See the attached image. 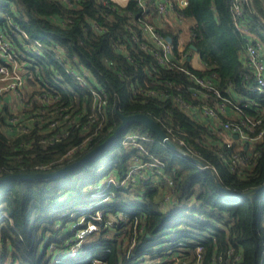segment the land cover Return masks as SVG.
Instances as JSON below:
<instances>
[{
    "label": "trees",
    "instance_id": "1",
    "mask_svg": "<svg viewBox=\"0 0 264 264\" xmlns=\"http://www.w3.org/2000/svg\"><path fill=\"white\" fill-rule=\"evenodd\" d=\"M232 1L187 0L180 7L172 0L174 10L187 22L189 40L183 50L189 55L197 52L204 64L197 69L187 59L169 67L157 61L144 27L151 24L169 37L176 58L183 27L182 22L160 20L153 4L142 8L136 0L124 4L113 0H0V33L30 75L24 88L28 108L14 113L5 103L0 110V177L54 171L76 161L116 129L121 122L119 112H143L164 131L169 127L183 141L181 148L217 175L200 170L142 123L132 122L105 149L67 174L0 182V264H135L144 245L166 240L181 224L176 237L201 244L205 264L213 258L216 264H264V190L254 191L264 183V137L252 151L233 145L236 157L249 158L230 162L232 148L220 144L216 125L188 114L172 99L180 96L199 108L214 105L210 98L191 93V89L204 92V88L179 67L212 79L222 94L232 85L235 96H248L247 86L254 78L242 58L244 40L233 23ZM242 13L254 35L264 32V0L244 2ZM251 98L257 106L242 111L259 119L258 128L263 127L264 95L254 93ZM13 116H17L15 124ZM130 132L145 135L141 140L145 149L163 160L164 170L174 181L175 199L163 210L158 201L167 188L141 192L111 184L119 200L108 206L114 213L125 211L126 222L87 234L85 238L97 232L98 237L80 244V250L70 255L76 228H70L73 218L65 217L84 212L91 201L84 192L86 185L97 183L100 175H119L128 169L137 149L121 145L120 139ZM218 181L227 191L248 193L231 195ZM135 219L144 224V232L137 234L140 238L130 255L128 238L134 234ZM58 223L62 224L57 227ZM166 229H170L167 237L154 242V236Z\"/></svg>",
    "mask_w": 264,
    "mask_h": 264
},
{
    "label": "built area",
    "instance_id": "2",
    "mask_svg": "<svg viewBox=\"0 0 264 264\" xmlns=\"http://www.w3.org/2000/svg\"><path fill=\"white\" fill-rule=\"evenodd\" d=\"M136 1L138 6L142 8L147 7V3L153 4L160 18L172 17L173 20H177V22L185 23V21L181 19L180 13L174 10L172 0ZM175 1L180 7L184 6L187 2V0ZM247 1L250 0H233L230 11L234 26L242 34L244 40L243 51L241 52L244 64L254 78L253 84L247 86L249 92L247 93L248 96H235L233 93L234 87L232 85L226 86L222 94L214 85L212 79L195 76L192 71L179 67L182 70L184 69L197 84L204 88V92L199 89H191V93L196 95L197 98H210L214 105L206 104L199 108L185 101L180 96H174L172 98L173 102L180 108L186 110L188 114H191L199 120H211L216 125L215 129L220 137V144L226 148H232L230 151L232 152L233 158L230 159V162H244L245 159L249 158V155H245L242 158L236 157V153L233 151V145L238 147L244 146L249 151H252L255 143L261 141L264 137V126L258 128L260 120L244 115L242 111V108L250 107L251 105L257 106L258 102L255 98H251V94L256 93L264 95V32L260 35H254L244 22L242 4ZM0 16H3V14L0 13ZM261 20L264 23V19ZM144 29L147 38L153 42V47L155 48L153 53L160 64L169 67L174 65L177 62L176 60L181 62L187 59L190 65L196 68L191 62V55L188 54L186 49L183 50L184 47L177 46V51L180 53V56L176 58L174 46L171 41L167 40V37L159 34L151 24H147ZM10 49L11 45L8 39L3 38L2 33H0V58L2 59V62H0V110L6 103L11 111L17 113L28 108L27 106L30 103L27 101V94H25L26 90H24L26 87V80L30 75L11 53ZM32 49L38 51L36 46H33ZM203 67L204 64L202 62V67L197 69H202ZM212 76L214 78L216 77L215 74ZM244 77L248 78L249 74L244 73ZM151 94L162 96V94L156 91H152ZM214 97L219 98V100L215 101ZM12 105H15L17 110H13ZM219 114L223 115L226 119L222 120ZM16 120L17 116L11 118L13 124H15ZM19 128L22 127L18 126L17 129L19 130ZM165 132L168 137L181 148L180 144L183 143V141L176 139L172 135V130L169 127H167ZM144 139H146L145 135L135 132L126 133L120 139L121 145L134 146L137 149V154L131 156L127 170L119 175L110 173L109 177L103 183L99 184L97 182L95 183L97 186L91 189L89 193L91 205L88 206L90 204L88 203L86 208L82 210L84 212L81 214L84 215L81 216L84 217L80 220L78 217L74 222L72 220L70 224V228H76L74 237L71 238L70 241H76L74 244L79 245L78 250L81 248L80 244L85 242L83 239L87 234L98 230V228L102 226L106 228L119 222H126V215L128 214L125 211L119 210L114 213L112 208L108 206L111 202L119 200L118 197H115V193L109 188L111 184L123 189L133 190L138 188L141 192L149 188H157L159 190L167 188L165 191L166 193L163 194L158 201V206L160 209L164 210L173 203L175 199L172 195V185L174 181L164 170L163 160L152 155L145 149L144 144L141 142V140ZM183 150L191 153L188 150ZM71 152L72 150L69 153ZM176 154L184 157L180 153L176 152ZM194 164L200 170L204 169L203 166L197 163ZM206 166L209 165L206 164ZM107 188L110 190L105 191ZM104 204L105 206L101 207ZM104 212L105 216L103 215ZM103 216L105 218H103ZM87 217L90 218L87 219ZM133 217L135 218V216ZM177 228L181 227L172 229L170 231L171 234L166 240L157 244L150 243L148 246L144 245L140 250L142 254L135 259V264H205L204 247L201 244H195L183 241L182 238H177ZM133 229L134 234L128 238V243L130 244V252H128V254L130 255H132V246H134L138 238H140L137 234H143L144 232V224L135 219L133 221ZM77 251L72 253L70 250L69 254L74 255ZM228 253L230 254V250H228ZM208 264H216L215 259L213 258L211 263Z\"/></svg>",
    "mask_w": 264,
    "mask_h": 264
},
{
    "label": "water",
    "instance_id": "3",
    "mask_svg": "<svg viewBox=\"0 0 264 264\" xmlns=\"http://www.w3.org/2000/svg\"><path fill=\"white\" fill-rule=\"evenodd\" d=\"M167 40H171L169 37H167ZM191 48L195 49L194 45H190ZM7 99V98H6ZM121 122L120 124L116 127V129L106 138L104 139L101 143L96 145L93 149H91L89 152L84 154L81 158L77 159L76 161L69 163L57 170L54 171H48V172H35V173H12V174H7L3 175L0 177V182L3 181H8L12 179L16 180H22V179H42V178H50V177H56L60 175L67 174L68 172L74 170L78 166L84 164L86 161H88L90 158L94 157L97 155L99 152H101L103 149H105L113 140H115L119 134L124 130L126 126L131 124L132 122H140L142 123L145 127H147L150 131L155 133L157 137L164 143L166 144L171 150L182 154L186 159L190 160L193 163H197L201 166L204 167L205 170L213 173L215 176L216 172L213 171V169L209 166H206V164L198 159L197 157L193 156L191 153H188L184 151L182 148L178 147L167 135V133L162 129L160 124L158 123L157 120H155L153 117L150 115L143 113V112H137L133 114H123L121 112L118 113ZM218 185L222 190L225 192L231 194V195H246L248 192H242V193H237L234 191H227L222 184L218 181ZM264 190V183L255 188V192H261ZM147 237H149V234H146Z\"/></svg>",
    "mask_w": 264,
    "mask_h": 264
},
{
    "label": "rangeland",
    "instance_id": "4",
    "mask_svg": "<svg viewBox=\"0 0 264 264\" xmlns=\"http://www.w3.org/2000/svg\"><path fill=\"white\" fill-rule=\"evenodd\" d=\"M113 1H115V2H117L118 3V1L117 0H113ZM127 0H125V2H126ZM124 2V3H125ZM120 4V3H119ZM123 4V3H122ZM167 16V15H166ZM162 18H160V20H161ZM163 20H168L169 22H172V23H179V22H177V21H175V20H173V18L171 17V18H168V17H164L163 18ZM181 26L183 27V32L184 31H186L187 30V28H186V23H181ZM185 37V33H184V35L182 36V38H180V42L181 43H179V44H182L183 43V38ZM192 55V60L194 61V58H195V53H192L191 54ZM13 106V105H12ZM13 110H17V108L15 107V105L13 106ZM103 168V167H102ZM100 171H101V169H100ZM109 177V174H107V175H100V179L98 180V183L99 184H101V183H103L107 178ZM92 184H88V185H86V187L84 188V192L86 191V192H88V193H90L91 192V189L92 188H94V187H96L97 186V184H93L92 186H91ZM127 198H129V197H127ZM132 199H137L136 197H132ZM91 202V201H90ZM89 202V203H90ZM91 205V203L88 205V206H90ZM171 205V204H170ZM99 212V211H98ZM81 215H84V214H78V215H75L74 213H69V215H67L65 218L66 219H68V221H69V219L70 218H73V222L75 221V219H77L78 217V219L80 220L81 218H83L84 216H81ZM263 223H264V219H263ZM62 223H58L57 224V227H59L60 225H61ZM178 227H183V224H181V225H179ZM72 229V228H71ZM166 231V232H165ZM170 231V229H166V230H161L158 234H156L155 236H154V239H153V241L154 242H157V241H160V240H163V239H165L166 237H167V232H169ZM165 232V233H164ZM64 234V233H63ZM62 234V235H63ZM97 232L96 233H94V235H92V236H90V237H86V238H84L83 239V241H85V242H87L88 240L89 241H92L93 239L95 240V239H97ZM79 249V245H75V244H72V246H71V252L73 253V252H76L77 250ZM63 258H69V257H63Z\"/></svg>",
    "mask_w": 264,
    "mask_h": 264
},
{
    "label": "crops",
    "instance_id": "5",
    "mask_svg": "<svg viewBox=\"0 0 264 264\" xmlns=\"http://www.w3.org/2000/svg\"><path fill=\"white\" fill-rule=\"evenodd\" d=\"M118 1V3H120V4H124V2H125V0H117ZM186 24H187V22H185ZM186 28H187V26H186ZM184 33H185V37L183 38V43L182 44H179V43H181L180 42V38H182V36L184 35ZM189 40V32H188V30H186V31H184L183 32V30H182V32L180 33V36H179V39H178V46H180V47H183L184 46V44L187 42ZM193 53H195V58H194V61L192 60V55H191V62H192V64L196 67V68H201L202 67V61H201V59H200V57H199V55L197 54V52H193Z\"/></svg>",
    "mask_w": 264,
    "mask_h": 264
}]
</instances>
